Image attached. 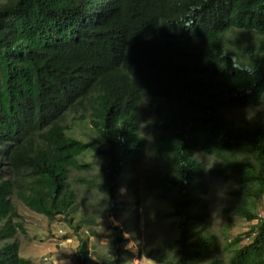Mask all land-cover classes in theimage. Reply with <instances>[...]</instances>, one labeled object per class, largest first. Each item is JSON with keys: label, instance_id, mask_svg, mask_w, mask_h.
<instances>
[{"label": "trees", "instance_id": "trees-1", "mask_svg": "<svg viewBox=\"0 0 264 264\" xmlns=\"http://www.w3.org/2000/svg\"><path fill=\"white\" fill-rule=\"evenodd\" d=\"M263 96L264 0H0V264H33L20 254L16 201L65 218L76 264H100L73 213L84 203L138 217L142 176L177 218L178 264H264V222L222 247L207 198L208 179L231 184L226 212L257 218L264 111L247 126L224 110ZM91 149L107 166L78 190L71 170L90 168ZM112 229L104 264H123L124 231Z\"/></svg>", "mask_w": 264, "mask_h": 264}, {"label": "rangeland", "instance_id": "rangeland-1", "mask_svg": "<svg viewBox=\"0 0 264 264\" xmlns=\"http://www.w3.org/2000/svg\"><path fill=\"white\" fill-rule=\"evenodd\" d=\"M260 111H264V96L258 106L224 110L230 119L247 126L257 120ZM248 112L253 113L251 118H248ZM75 130L77 133V126H75ZM80 133L78 132V135ZM81 160L88 162L90 168L88 170L72 168L70 179L74 188L78 190L79 188L83 190L86 187V184L78 181L79 177L92 178L105 171L107 166L105 157L92 149ZM208 182V224L210 229L219 236L220 244L224 247L229 240L249 230L254 221H248L226 212L225 208L235 201L232 200L233 198H236L231 195L233 190L231 184L218 179H208ZM135 188L138 190L140 200L138 217L133 212L121 219H117L112 213L98 215L84 203L76 208L73 213L74 224H80L81 228L78 233L88 244L92 258L100 264H104L108 258L115 255L116 248L112 244V227L118 226L124 231L126 239L123 244V264H178L172 249L177 237L175 224L177 218L171 215L170 202L167 201L168 199L159 197L158 190L150 191L143 176L136 182ZM125 190L126 187L123 186L120 191ZM95 191L98 189L91 190L90 195L95 194ZM81 195L80 192L79 200H81ZM129 198L130 200L135 199L132 191H129ZM94 200H97V196ZM15 204L24 226V231H19L16 235L20 243L21 256L29 259L33 264H76V252L80 239L73 225H70L62 216L50 219L45 215L38 214L23 205L21 201H16ZM125 208L131 207L127 203ZM258 212L264 214V199L258 206ZM85 213L95 216V221L89 222ZM129 216H132L134 220L129 219ZM136 232L140 233L138 239L134 237ZM151 249L155 251L148 256L147 252ZM228 254L227 250L223 252L224 260L227 259Z\"/></svg>", "mask_w": 264, "mask_h": 264}, {"label": "built area", "instance_id": "built-area-1", "mask_svg": "<svg viewBox=\"0 0 264 264\" xmlns=\"http://www.w3.org/2000/svg\"><path fill=\"white\" fill-rule=\"evenodd\" d=\"M253 223H252V225H255V224H259V223H261V222H264V214H261L260 212H258V216H257V218H255V219H253V220H251ZM248 238H246V240H247Z\"/></svg>", "mask_w": 264, "mask_h": 264}, {"label": "clouds", "instance_id": "clouds-1", "mask_svg": "<svg viewBox=\"0 0 264 264\" xmlns=\"http://www.w3.org/2000/svg\"><path fill=\"white\" fill-rule=\"evenodd\" d=\"M252 115H253L252 112H248V113H247L248 118H251Z\"/></svg>", "mask_w": 264, "mask_h": 264}]
</instances>
